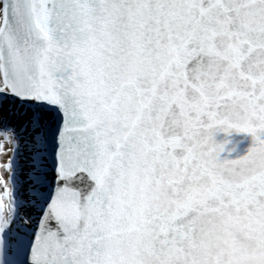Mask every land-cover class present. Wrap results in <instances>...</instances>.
I'll use <instances>...</instances> for the list:
<instances>
[{"label": "snow or ice", "instance_id": "snow-or-ice-1", "mask_svg": "<svg viewBox=\"0 0 264 264\" xmlns=\"http://www.w3.org/2000/svg\"><path fill=\"white\" fill-rule=\"evenodd\" d=\"M0 264H264V0H0Z\"/></svg>", "mask_w": 264, "mask_h": 264}]
</instances>
